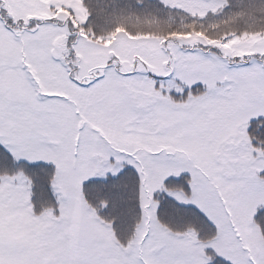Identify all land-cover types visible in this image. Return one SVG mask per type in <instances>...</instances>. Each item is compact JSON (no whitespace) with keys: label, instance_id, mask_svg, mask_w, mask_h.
Instances as JSON below:
<instances>
[{"label":"snow or ice","instance_id":"6c2138e0","mask_svg":"<svg viewBox=\"0 0 264 264\" xmlns=\"http://www.w3.org/2000/svg\"><path fill=\"white\" fill-rule=\"evenodd\" d=\"M0 264H264V0H0Z\"/></svg>","mask_w":264,"mask_h":264}]
</instances>
